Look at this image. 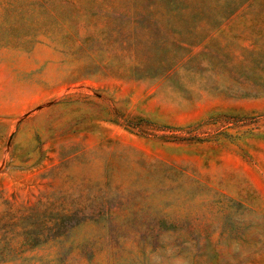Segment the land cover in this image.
Here are the masks:
<instances>
[{
  "label": "rangeland",
  "instance_id": "obj_1",
  "mask_svg": "<svg viewBox=\"0 0 264 264\" xmlns=\"http://www.w3.org/2000/svg\"><path fill=\"white\" fill-rule=\"evenodd\" d=\"M191 1L0 0V264H264V0Z\"/></svg>",
  "mask_w": 264,
  "mask_h": 264
},
{
  "label": "trees",
  "instance_id": "obj_2",
  "mask_svg": "<svg viewBox=\"0 0 264 264\" xmlns=\"http://www.w3.org/2000/svg\"><path fill=\"white\" fill-rule=\"evenodd\" d=\"M158 3L161 7V10L165 13H174L176 12V10H179L180 11V14L182 16V25L180 26V28L182 30H187L189 31V35L187 37V41H185V45L186 46H189V47H192V46H196V43L195 42V38L190 34V31L194 30L193 27H190V26H187L186 24L183 25V23H186L187 19L190 15H192V13L194 12H197L198 11V8H197V3L198 2H193V1H189V0H178V1H175V0H162V2H160L158 0ZM193 5H196V7H192ZM240 7V6H239ZM238 5H236L234 8H232L231 12L232 13H229V14H225V16L222 17V19H220L219 21V25L218 23L216 22L214 25H212V28L215 26L216 28L220 27L221 24H220V21L223 22L225 21L226 19H228V17H231L235 12L236 10L239 9ZM238 8V9H236ZM227 17V18H226ZM208 25V24H206ZM184 26V27H183ZM210 27V25H208Z\"/></svg>",
  "mask_w": 264,
  "mask_h": 264
}]
</instances>
